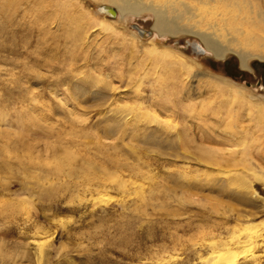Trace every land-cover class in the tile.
<instances>
[{"label":"rangeland","instance_id":"1","mask_svg":"<svg viewBox=\"0 0 264 264\" xmlns=\"http://www.w3.org/2000/svg\"><path fill=\"white\" fill-rule=\"evenodd\" d=\"M154 24L0 0V264H264V60Z\"/></svg>","mask_w":264,"mask_h":264},{"label":"bare ground","instance_id":"2","mask_svg":"<svg viewBox=\"0 0 264 264\" xmlns=\"http://www.w3.org/2000/svg\"><path fill=\"white\" fill-rule=\"evenodd\" d=\"M109 1L123 15L151 11L155 16L154 29L160 34L197 35L206 49L193 44L198 53L210 51L220 58L228 52L236 53L243 68H248L247 61L253 57L264 60V0ZM261 124L264 126V122Z\"/></svg>","mask_w":264,"mask_h":264},{"label":"water","instance_id":"3","mask_svg":"<svg viewBox=\"0 0 264 264\" xmlns=\"http://www.w3.org/2000/svg\"><path fill=\"white\" fill-rule=\"evenodd\" d=\"M105 11L111 13L112 15H116V10L113 7H106Z\"/></svg>","mask_w":264,"mask_h":264}]
</instances>
